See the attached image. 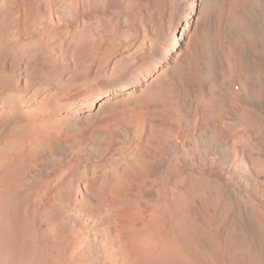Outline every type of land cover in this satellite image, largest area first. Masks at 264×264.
Here are the masks:
<instances>
[{"label":"bare ground","instance_id":"1","mask_svg":"<svg viewBox=\"0 0 264 264\" xmlns=\"http://www.w3.org/2000/svg\"><path fill=\"white\" fill-rule=\"evenodd\" d=\"M0 264H264V0H0Z\"/></svg>","mask_w":264,"mask_h":264}]
</instances>
